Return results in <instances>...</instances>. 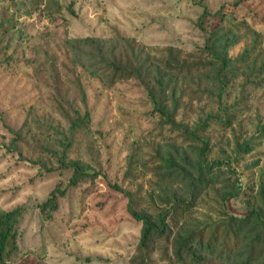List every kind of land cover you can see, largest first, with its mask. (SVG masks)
<instances>
[{
    "label": "rangeland",
    "instance_id": "374dc122",
    "mask_svg": "<svg viewBox=\"0 0 264 264\" xmlns=\"http://www.w3.org/2000/svg\"><path fill=\"white\" fill-rule=\"evenodd\" d=\"M13 211L0 264H264V0H0Z\"/></svg>",
    "mask_w": 264,
    "mask_h": 264
},
{
    "label": "trees",
    "instance_id": "16d2710c",
    "mask_svg": "<svg viewBox=\"0 0 264 264\" xmlns=\"http://www.w3.org/2000/svg\"><path fill=\"white\" fill-rule=\"evenodd\" d=\"M18 212L13 211L10 213H7L5 215H0V262L3 259L2 252L5 250L7 247L8 239L11 234V230L13 228V225L17 222L18 219ZM130 213L132 214L133 217H135L137 220H142L145 223V230H144V235L142 238V243H147L148 238L150 237V234L154 231L157 230V225L152 222L151 220L144 218L137 214L131 207H130ZM253 213L247 214L244 218H240L239 220L232 216L231 219L233 221L242 227L244 224L251 223V221L254 219L253 218Z\"/></svg>",
    "mask_w": 264,
    "mask_h": 264
}]
</instances>
